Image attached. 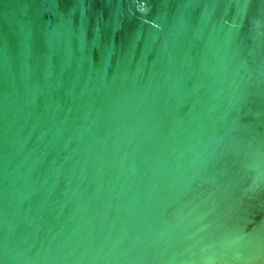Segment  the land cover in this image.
Wrapping results in <instances>:
<instances>
[{
	"label": "water",
	"instance_id": "1",
	"mask_svg": "<svg viewBox=\"0 0 264 264\" xmlns=\"http://www.w3.org/2000/svg\"><path fill=\"white\" fill-rule=\"evenodd\" d=\"M0 264H264V0H0Z\"/></svg>",
	"mask_w": 264,
	"mask_h": 264
}]
</instances>
